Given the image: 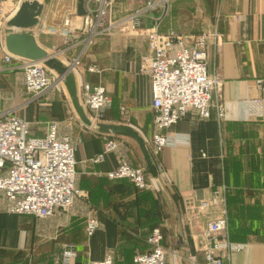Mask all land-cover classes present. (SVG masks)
<instances>
[{
    "label": "crops",
    "instance_id": "obj_1",
    "mask_svg": "<svg viewBox=\"0 0 264 264\" xmlns=\"http://www.w3.org/2000/svg\"><path fill=\"white\" fill-rule=\"evenodd\" d=\"M39 2L43 5L44 26L59 28L67 2ZM135 5L134 0H116L110 10L111 19L126 16ZM73 20L78 23L77 17ZM159 30L222 35L220 47L215 45V36L208 38V65L222 78L217 95L223 103L224 116L218 119L212 112L207 118H197L189 111L166 128V144L157 153L149 151L161 185L157 191L137 189L126 179L105 176L120 158L131 165L144 166L133 139L86 127L69 101L53 88L29 101L21 70L3 65L2 107L11 108L29 122L34 121L33 113L35 122L58 121V132L71 139L75 181L86 191V197L41 219L7 212L0 203V264H53L69 245L76 252L73 264H86L105 254L112 256L113 264H131L135 252L148 248L145 238L154 227L161 232L163 247L178 250V264H201L203 258L193 248L192 235L216 217L219 208L213 205L201 210L198 205L200 200H209L214 189L223 187L229 239L244 244L242 249L231 252L223 264H264V119L249 118L245 104L248 98L264 96V0H170ZM33 31L36 43L49 53L53 45L63 48L67 44L58 34L35 27ZM109 33L97 37L95 45L85 47L81 60L103 68L100 73L86 72L83 78L103 84L107 90L115 84L131 120L119 118L115 104L105 107L95 121L134 126L149 150L153 116L150 83L137 68V56L146 51L145 40L135 35L122 36L117 31ZM108 34L102 43L107 58L101 63L100 48L96 46L103 40L99 38ZM80 48L77 43L62 56L77 55ZM107 139L115 140L117 146L93 162L92 157L102 150ZM91 213L98 224L86 236L84 219ZM190 255L194 257L192 261Z\"/></svg>",
    "mask_w": 264,
    "mask_h": 264
},
{
    "label": "built area",
    "instance_id": "obj_2",
    "mask_svg": "<svg viewBox=\"0 0 264 264\" xmlns=\"http://www.w3.org/2000/svg\"><path fill=\"white\" fill-rule=\"evenodd\" d=\"M10 1L0 19V71L5 64L21 70L22 85L30 94L29 101L35 100L48 88L60 91L68 100L54 72L40 62L21 58L5 49L4 24L22 0ZM65 1L67 4L59 28L44 26L42 11L35 28L58 34L66 41L63 48L53 45L50 53L59 56L63 64L69 66L75 78L79 102L91 120L101 118V111L110 99L103 84L90 83L83 78L86 72L100 73L101 67L95 63H84L80 56L97 37L114 28L123 34L143 36L146 43V51L140 54L137 68L149 78L150 83V107L153 111L150 152L157 153L166 144V128L189 111L197 118H207L212 112L216 118H223L224 106L217 95L222 78L216 69L210 72L208 65V38L215 36V45L220 47V33L203 31L187 35L173 30L161 32L159 26L170 0H134L136 5L130 13L117 20L110 18V9L116 0H81L82 14L76 13L75 9L79 0ZM2 8L0 5V10ZM73 17L78 18V23ZM77 43L81 44L77 55L62 56ZM245 104L249 118L264 119V96L248 98ZM116 146L115 140L107 139L102 150L91 160L100 161L104 152ZM74 164L71 139L68 134L58 132V121L48 120L41 134H32L29 121L15 114L11 108L2 107L0 96V203L5 211L41 219L51 216L56 210L70 208L78 199H84L86 191L76 184ZM105 176L108 179H126L137 189L158 190L144 166L131 165L124 158L105 172ZM213 205H218L219 214L192 235L193 248L203 258L201 264H223L231 252L244 246L229 239L224 187L214 189L209 200H200L198 208L211 209ZM97 224L94 215L87 214L83 224L85 235L90 236ZM161 238L159 228H152L145 238L148 248L135 252L131 264H178V250L163 247ZM75 257L76 252L69 245L53 264H73ZM193 258V255L189 256L191 261ZM86 264H113V259L110 254H105Z\"/></svg>",
    "mask_w": 264,
    "mask_h": 264
},
{
    "label": "water",
    "instance_id": "obj_3",
    "mask_svg": "<svg viewBox=\"0 0 264 264\" xmlns=\"http://www.w3.org/2000/svg\"><path fill=\"white\" fill-rule=\"evenodd\" d=\"M42 8L43 5L38 0H22L19 3L16 11L4 24L3 39L5 49L21 58L40 62L47 69L54 72L62 83L76 117L83 125L97 133L124 135L133 139L141 153L148 175L159 190L161 185L158 180L156 166L151 159L146 142L138 130L126 123H103L91 120L79 102L75 78L69 66L63 64L60 59L36 43L33 29L38 23ZM83 12L82 2L79 0L77 2V13L82 14Z\"/></svg>",
    "mask_w": 264,
    "mask_h": 264
},
{
    "label": "rangeland",
    "instance_id": "obj_4",
    "mask_svg": "<svg viewBox=\"0 0 264 264\" xmlns=\"http://www.w3.org/2000/svg\"><path fill=\"white\" fill-rule=\"evenodd\" d=\"M115 4V2L113 3V5ZM113 5H112V7H113ZM111 7V8H112ZM111 10V9H110ZM4 12H6V7H3L1 10H0V19H2V14L4 13ZM125 16V15H124ZM123 17V16H122ZM121 17V18H122ZM111 18V17H110ZM119 19H120V17H118ZM118 18H116V19H118ZM113 20V19H112ZM114 31H117V32H119V30L118 29H116V28H114V29H112L111 30V32L109 33V34H111L112 32L114 33ZM121 35L123 34V33H121V32H119ZM104 34H107V33H104ZM109 34L108 35H106V36H102L101 38H99L100 40L101 39H105L104 41L103 40H101L100 42L101 43H99L96 47H98V48H100V52H101V56L99 57V60H101V63H102V61H103V59H106L107 58V55H106V50L104 49V47L105 46H103L102 45V43L103 42H105V41H107V37H109ZM124 34H126V33H124ZM181 34V33H180ZM128 35H130V34H128ZM123 36V35H122ZM131 36H133V35H131ZM135 36H138V35H135ZM140 37H143V36H140ZM144 38V37H143ZM97 41V40H96ZM94 44V43H93ZM96 44V43H95ZM94 44V45H95ZM139 56L140 55H138L137 56V63H138V60H139ZM97 60H98V58H96ZM101 67L103 68V65H101ZM209 71L211 72V71H214V68H213V66H209ZM114 84V83H113ZM55 92H58L59 94H61L62 95V93L60 92V91H57L56 89H55ZM65 92V91H64ZM107 92H108V95H109V103H108V105L107 106H113V105H117L118 106V111H119V118H121V119H127V120H131V115H130V113H128V110H127V106H126V104H125V101L124 100H122V99H120V96L117 94V92H116V88H115V84H114V87L112 86L111 87V90H107ZM106 106V107H107ZM28 109V108H27ZM28 114H29V111H28ZM32 115V118H31V121L32 120H34L33 122H29V130H30V132L32 133V134H40V133H42V131H43V126H44V123H39V122H35V116H34V113L33 114H31Z\"/></svg>",
    "mask_w": 264,
    "mask_h": 264
},
{
    "label": "bare ground",
    "instance_id": "obj_5",
    "mask_svg": "<svg viewBox=\"0 0 264 264\" xmlns=\"http://www.w3.org/2000/svg\"><path fill=\"white\" fill-rule=\"evenodd\" d=\"M10 3H11L10 0H1V1H0V5L3 6V7H7V6H9Z\"/></svg>",
    "mask_w": 264,
    "mask_h": 264
},
{
    "label": "trees",
    "instance_id": "obj_6",
    "mask_svg": "<svg viewBox=\"0 0 264 264\" xmlns=\"http://www.w3.org/2000/svg\"><path fill=\"white\" fill-rule=\"evenodd\" d=\"M103 116V115H102Z\"/></svg>",
    "mask_w": 264,
    "mask_h": 264
}]
</instances>
